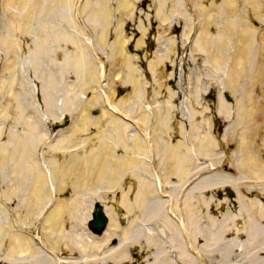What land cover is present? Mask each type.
Returning a JSON list of instances; mask_svg holds the SVG:
<instances>
[{"label": "bare ground", "instance_id": "6f19581e", "mask_svg": "<svg viewBox=\"0 0 264 264\" xmlns=\"http://www.w3.org/2000/svg\"><path fill=\"white\" fill-rule=\"evenodd\" d=\"M50 1L54 4L53 19L62 14L60 18L65 20L66 30L68 28L70 33H45L48 41L36 33L32 39L37 42L36 46L49 43L56 48L57 42L62 45L68 43L82 51L85 49L84 54L90 58L96 52L100 56L104 54L107 60L102 56L106 61L105 66L104 62L100 64L94 58L95 62L91 60L92 62L85 64V70L90 73L88 72L86 84L82 87L85 96L91 94L88 105L101 113L98 118L89 117L87 107L79 102L71 106L70 110H66L59 103V108L54 104L46 105L47 111L49 108L56 109L59 114L61 111L56 123L65 115L71 118L72 123L69 128L57 131L56 143L49 142L46 147L42 146L43 154L37 158L38 164L35 163L34 166L33 160L23 153L29 152V144L33 145V142L41 141L44 144L48 133L41 132L40 125L34 121L28 123H33L28 129L22 132L18 129V135L15 134L13 126L17 122L19 126L21 121L26 123L32 119L31 104L36 105V98L41 100L46 92L40 85L26 93L28 97L23 91L16 90L13 83L18 77L14 76V67L21 59L15 46L6 48L7 32L0 31V142L4 147L0 153L5 158L12 157L14 162L15 157L21 163L20 187H8L6 193L10 199L18 201L15 211L18 210L19 216L23 212V221L31 222L47 203L55 199L54 207L45 220L47 233L53 240L49 228L54 225L57 242L52 243L62 254L69 255L68 262L71 264H264V66L260 68L258 59L256 61L254 58L260 49L264 58V41L262 39L259 42L261 39L256 38L251 29L257 23L264 30V0H154L150 3L152 10L143 9L147 7L149 0H85V9L82 7L81 13L88 20L87 23L91 24V29L86 25L85 29L97 39L91 48L85 47V37L88 34L80 30L74 22L68 21L72 6L78 0ZM19 3L23 4L22 0H7V9L12 8L25 24L26 11L35 13L36 2L26 0L24 6ZM46 3L47 0H42L43 8ZM113 6L118 8L115 10ZM51 37H54V41ZM10 38L12 40L11 36ZM189 40L192 43L190 51L209 56L207 64L210 63L222 75L224 73L231 82L239 76L245 77L244 73L249 78L247 88L234 99L233 106L226 100L219 101L218 116L223 119L225 127L220 140L208 134L210 121L206 106L202 107V111L194 112L185 102L188 108L186 115L168 116L169 107L165 112L164 105L161 104V100L166 101L165 99L171 100L173 105L179 100L180 92L173 90L175 88L164 92L161 82L166 72H170V78L175 73L176 61L183 59L182 52H186ZM132 44L134 53L128 51ZM35 48L32 46L30 53ZM147 57L151 60H147ZM88 58L87 60L90 59ZM36 62L34 56L26 58L28 67ZM184 67L182 65L183 70ZM38 71L33 68L30 75L37 74ZM144 73L146 74L143 75ZM147 75L152 79L155 88V91L152 89V95L148 92L150 82L147 81L145 87L143 81ZM191 76L195 77L194 74ZM100 78L107 80L112 95L114 86L123 84L122 87L132 101L126 105L120 101L119 104L135 113L140 121L150 125L153 118L149 138L150 142L151 136L154 135L156 139L154 164L156 162L157 174L153 173L147 160L146 142L128 123L121 122L109 113V105L113 102L110 98L104 102L103 96H99L96 87L99 86ZM39 81L44 84L43 78ZM197 81L196 86L192 85L190 88H197L200 92L202 86ZM69 87L73 90L72 86ZM100 87L103 95L107 94L105 88ZM57 93V101H66V94H62L63 99L59 88ZM37 95L39 96L36 97ZM149 96L152 97L150 102ZM144 103H149L150 114ZM32 111L44 117L39 108ZM19 114L21 121L16 120ZM26 134L27 141H30L25 146L27 151L22 148L19 139L21 137L25 140ZM165 135H179L180 141L176 144L164 142L162 138ZM15 137H18L21 144H16L13 139ZM118 140L123 141L126 152L133 159L126 166L140 168L142 173L141 179L137 178L140 179L137 195H142L140 199L143 203H139L137 208L143 216L140 220L128 221L127 226L120 229L113 208L109 205L118 203L128 213L132 210L131 204L127 202L125 195L118 202L117 198L112 202H105V212L110 224L104 235L97 237L87 230L84 220L77 219L78 222L75 223L73 220L76 218L72 214L76 210L83 217L80 209L76 207L83 199H88V196L97 197L100 189L119 185L122 176L114 179L118 170L114 165H109L111 157L116 154L115 142ZM230 142L235 144L233 149H230ZM100 147H103L100 157L104 161L95 160L93 173L96 178H90L84 172L89 169L85 161L89 157L94 160V154ZM73 150L79 152L76 156L85 160L80 169L81 175L77 173L81 186L79 189H82L77 197L70 198L68 202L59 201V196L69 181H64V176L55 171L50 176L42 175L45 182L42 185L36 184L37 181H33L32 188L22 184L28 176L32 180L31 174L26 175L28 169L44 171L46 165L57 168L54 151L64 153ZM248 155L251 157L246 160ZM244 161L247 175L243 174L241 168ZM250 161L251 164H247ZM5 168V162L0 161V170ZM207 170H211V173L208 172L204 179L202 174ZM240 170L242 175L231 176ZM0 172V181L4 179L8 186L9 172L13 174V169ZM170 177L175 181L171 182ZM51 180L62 188L51 186ZM98 180L101 188L87 187L91 181L96 185ZM154 180L159 188L154 186ZM239 180L252 183L241 188ZM187 184L188 188L180 198ZM164 185H168L175 192L174 199L170 193L173 202L169 199L163 200L161 194H165ZM223 190H227L226 195L233 194V200L223 197ZM129 194L132 198V192ZM137 195L135 194V198ZM6 211L0 205V247L5 239L10 241L6 261L10 264H53L50 257L40 252L34 240L11 228ZM146 218L148 221L144 220ZM135 251L140 257L139 262L133 261L132 253ZM61 258L66 260L63 263L66 264L67 258Z\"/></svg>", "mask_w": 264, "mask_h": 264}, {"label": "rangeland", "instance_id": "374dc122", "mask_svg": "<svg viewBox=\"0 0 264 264\" xmlns=\"http://www.w3.org/2000/svg\"><path fill=\"white\" fill-rule=\"evenodd\" d=\"M0 1H1L0 2V5H1L0 6V31L1 32H5V31L7 32V38H6V41H7L6 45L7 46H6V48L11 49L12 45L15 46V49H16L15 51H17V55L21 59L19 64H17L16 66L14 65L15 66L14 67V76L17 75V77H18L13 83L14 87L19 92L23 91L25 93V96L28 97V95L26 93H28L30 90L32 92V89L33 90L35 89L34 84L36 83L35 82L36 80L31 81L29 79V77L38 78V76H39V79L43 78V80H44L43 81L44 85L41 86L40 88L41 89L43 88L46 92L45 96L44 97L42 96V99H41V103L44 106V108L43 107L40 108L41 106L39 105V103H37L36 105H34L33 103L31 104L32 106H31V110H30V116L33 120L31 119L28 122L23 123L21 121L22 120L21 115L20 114L17 115L18 119H16V120L17 121L20 120L21 124L19 126H17L18 122L16 124H14L13 130L16 131L15 134L18 135V133L20 132L19 130H21V132H22L24 129H28V126L33 124V123H30L28 125V123L34 121V122H36V124L40 125L39 129L41 132L45 133L47 131L48 136H50V137L52 135H54L55 131H48L49 129H47V128H50L51 126H53L54 123L59 119L60 114H62V113L60 111V114H59V112L56 109H50V108H49V111H47L46 105H48V104L49 105L54 104V106L57 107V104L59 103L60 105H63L64 108H66V110H70V108H72L71 106H73L74 104L79 102L82 106L87 107V109H88L87 112H88L89 117L98 118L99 116L98 117L94 116V112L95 111L100 112V110H98L96 108H92L88 105L91 94L89 93L90 94L89 96H85L86 93H84L82 91V87H84V85L86 84L87 77L89 76V73H90L89 71H88L89 72L88 73L85 70V64L89 61L95 62V60L93 59L94 57L90 58L88 56L90 58L89 59L84 54L85 49H83V51H82L80 48L72 47V45L71 44L69 45L68 43H64L62 45L61 43L57 42L58 47L55 48L54 46H51L49 43H47L45 46H36L35 44L37 42L30 40V37L32 36L31 38H33V36L36 33H39L40 34L39 36H41L42 38H46L45 33H47V35H53V34L59 35L60 33H70L68 28L66 30L67 25L65 23V20L62 21V18H60V16L62 14H58L57 19H53L54 15H55V12L54 11L52 12V9L54 8L53 7L54 4L50 0H47L46 6H45V8H43L42 0H35V2H36L35 11L36 12L31 13V12L26 11L27 16L25 17L26 21H24V22H26L27 24L26 23L24 24L23 21H21L20 18L17 16H16V18H10L9 17L10 14H8V12L11 13L14 11L12 10V8L7 9V5H6L7 0H0ZM153 1L154 0H152V1L150 0V3H152ZM22 2H23V4H20V3L19 4L21 6H24V2H26V0H22ZM150 3L149 4L147 3L148 4V5H146L147 7L143 8V9L152 10L150 7ZM82 7L85 9L84 4H82L80 6V17H81L82 21L86 22L88 20L81 13ZM113 8L117 9L118 7L113 6ZM72 9H73V6H72ZM114 9H112V10H114ZM40 10H43L42 13L39 12ZM168 11H169V9H168ZM14 13L16 14V12H14ZM70 15H71V13L68 15L69 16L68 21H72V15H71V17H70ZM87 25L91 29V24L87 23ZM251 29L254 32V36L258 39H261V40H258L259 42H261L262 39L264 41V33H263L264 30L260 29L257 23H254L252 25ZM44 30H46V31H44ZM10 36L12 37V40H11ZM91 36L93 38V41H95V43H96L97 39L95 38V36L93 34H91ZM174 36H177V35L175 34ZM51 39L53 40L54 37H51ZM46 40L48 41V38H46ZM189 42H190V40H189ZM0 45H1V42H0ZM26 46H28V47L26 48ZM32 46L36 47V48H35V51H34V49H32L33 51H32V53H30ZM51 47H52V49H51ZM85 47H87L86 42H85ZM131 47H134V44H132ZM190 49H191V44L189 45V49L186 52L185 51L182 52V53H184L183 59L176 61L175 73L173 75H171V78H170V76H169L170 72H166L165 73L166 76H164V79L161 82L162 83L161 87H162L164 92L167 91L169 88H172V89L175 88L173 90H175L176 92L177 91L180 92L178 102H175V105H173L171 100L169 101L168 99H165L166 101L161 100V104H162V106L164 105V111L165 112L167 111V107H169V111L167 112L168 116H171L172 114H174L175 116H177L179 114L180 115H186V112H188L187 106L189 108H192V110H194V112L202 111V107L206 106V108L208 110V112H207L208 113V120L210 121V124H211L210 125V131L208 132V134H212V135L214 134L213 137L219 138L220 134L222 133L221 129L223 130L224 128L222 127L219 131V127H217V128L215 127L218 124L214 123L212 120V118L215 117V105H212V104H214L212 102V98L210 97L209 102L208 101L204 102V100L202 99L203 103L202 102L201 103L202 104L205 103V104L202 106L199 105L197 103V99L195 97V96H197V92H198L197 88L195 89L192 87L196 86L195 83L198 80L202 84V89L200 91L203 92L205 90V85L208 88L209 84L211 83V87L213 85V88H215L214 90H212L214 93L216 92V90L218 92L220 89H222L224 92L228 93L229 100L227 99V101L230 102L229 104L232 103L231 106H233L234 99L239 96L240 92L242 93L247 88V84H248L247 81H249V78H247L246 73H244L245 77L239 76L233 82H231L224 73H223V77L219 78L220 77L219 76V70L212 69V67L209 66L207 64V62H204V61H206V59L209 56H206V54H205L204 59H203V63L201 62V63H199V65H196L197 64L196 58H195L196 55L192 51H190ZM259 49H260V47H259ZM87 50L89 51L88 48H87ZM260 50H259V54L256 53L254 58L256 61L258 59V61H259L258 65L260 68H262V66H264V58L262 57ZM128 51L131 52V48H129ZM150 52H151V50H150ZM34 53H35V55H34ZM131 53H134V52H131ZM28 54H29V56H34V60L37 61L35 64H33V66H29V67L26 64V56ZM83 55H85V58L83 57ZM101 55L106 60V57L104 56V54H101ZM3 56H6V55L3 54ZM102 56L101 57L99 56L98 58L102 59ZM95 57L97 58V56H95ZM87 58L89 60H87ZM147 60H151V58L147 57ZM106 61H104V62H106ZM204 63L207 64V69H209L208 72L210 74L212 73V74H215L219 77L214 79L210 75H207L205 68L203 66V65H205ZM182 65L185 66L184 70L182 69ZM109 67H110V65L107 67V69ZM33 68H34V70H39V71L37 74L34 73L33 75H30V71ZM191 74H194L195 77L191 76ZM212 78H213V81L209 82L208 80H210ZM255 79H257V78H255ZM143 81H144L145 87H147V81L150 82L151 86L148 88V92L150 94L153 93L155 91V88H153V82H152V79L150 78V76L144 77ZM215 83H217V85H215ZM69 86H72L73 90ZM122 86H123L122 83L119 85V87H117V85L114 86L113 93H114V97H116V99L119 103L121 101L126 105V104L130 103L132 100L128 97L129 96L128 93L126 92V90ZM190 86H192V87L190 88ZM58 88L60 89L61 96L66 94L65 95L66 101L65 100H62V102L57 101V100H59V96L57 93ZM152 89H154V91H152ZM110 92H111V90H110ZM233 92L236 93V95H234ZM214 93H212V94H214ZM57 96H58V98L56 99ZM63 99H64V96H63ZM151 100H152V97L149 96L148 101H151ZM60 101H61V98H60ZM185 102L188 103L187 106H185V104H184ZM144 104L146 105V109H148V104L147 103H144ZM179 104H181V105H179ZM36 106H38V107L36 108ZM59 107H61V106H58L57 108H59ZM198 107H200V109H198ZM38 108H39L40 113L43 114L44 117L39 115V113L36 114L37 112L32 111V109H38ZM229 108H232V107H229ZM124 109L128 110L129 113L132 112L129 109H126L125 107H124ZM40 117H42L43 119ZM47 124H50V127H48ZM45 138H47V137H45ZM53 138H56V136H53ZM13 139L16 140V144L22 143V148L25 151H27V149H25V146L28 143H30V141L29 142L27 141V134L25 135V140H24V138L19 137L21 143L17 140L18 137H17V139H16V137ZM162 140L164 142L176 144L178 141H180V138H179V135H175V136L174 135H172V136L166 135L162 138ZM115 143H116L115 144L116 154L111 157L109 165H114L118 170V175L115 176L114 179L117 177L119 179V176H122V178H121V182L117 186L116 190L113 191L112 188H104V189L112 190L113 191L112 195H115V193H119V195H121V197H119V200L124 199V195H125V198L127 197V202L129 204H131V207H132V210H130L128 213L126 211L125 212L127 214H129L130 219H133L135 221L140 220V218L143 215L141 214V212L137 208V206H139V203H141L143 200L140 199L142 195H137V194L139 191L138 187L140 186L139 181L142 177V173L140 172V168L137 169L135 166L132 168H129V166H126L127 162L129 164L132 157L128 152H126L125 145H124L123 141L118 140ZM0 144H1V142H0ZM100 144L101 143H99V145ZM231 145L233 147L231 146L230 149L235 147L234 143H231ZM42 146H43V144L41 143V141L40 142L37 141V143L33 142V145L29 144V147H30V149H28L29 152L23 153L24 155L26 154L25 155L26 157L29 156V158H31L33 160L32 163H34V166H35V163L38 164L37 158L41 157V155L43 154L42 153L43 147H45V146H43V147ZM3 150H4V147L1 144L0 145V151H3ZM90 150H92V149H90ZM101 151H103V147H100L95 152V154H94L95 159L94 160L91 159L90 157L87 161L84 160L85 163H87L86 165L89 167V169H86L84 172L88 173V171H89L88 177H90V178L96 177L95 174L93 173V169L95 168V160H101L102 159V157H100V156H102L100 154ZM55 153L56 152L54 151V155H55ZM78 153L79 152H76V151H70V152L68 151V153H60L57 160L55 159V161H57V165H56L57 168H53L52 166L46 165L47 168L44 171L28 169L26 172V175L28 176L29 174H31L32 180L28 176V178H25L23 180L22 184L23 185L25 184V186L27 188L28 187L32 188V186H33L32 184H34L33 181H37L36 184H41V183L43 184L45 182H44V176H42V175L46 174V175L50 176L51 172L55 171L56 173L64 176V177H62V179H64V181L66 180V182L67 181L76 182L75 185L71 184L69 188H63L64 190L61 193L62 195H60V197L62 196L61 197L62 202H68L70 198L77 197L78 194L82 193L81 192L82 189L78 188L81 186H80V182L78 180L77 173L80 174V169H81V166L84 163V161L80 158L81 156L80 157L76 156ZM250 157L251 156L248 155L245 157V159L247 160ZM14 159L16 162H14L12 160V157L10 158V156H9V157L5 158L4 156H2V153H0V161L5 162V166H6L5 169L0 170V171H7V169L11 168V169H13V172H14L13 174L9 172V178L7 179V181H9L10 183L8 184V186H7V183L4 179H3V181H0V187H1L2 192H4V193H6V191L10 187H13V186L20 187V183L22 181L21 178H19L20 175L22 174L21 173L22 172L21 163L18 162V160L15 157H14ZM101 161L103 162L104 160H101ZM245 161L243 162V164L241 166V168H243V169L246 165ZM168 162L170 163V161H168ZM32 163H31V166H32ZM249 164H251V161ZM187 167H189V165ZM243 169H242V171L245 172L244 170H246L247 168H245L244 170ZM82 171H83V169H82ZM0 175H2L1 172H0ZM41 176H42V178H41ZM138 177L140 178L139 180L137 179ZM173 179H174L173 177H170L169 180H171V182L175 181ZM51 181H52L50 184L51 186H53L55 188H62L61 186L58 187V185L55 184V182L53 180H51ZM99 182H100V180H98V182L96 183V186L98 187V189L100 188L99 186H101V185H99ZM181 185H183V182L180 183V186ZM45 186H47V185H45ZM91 186H92V181L90 182V185H88L87 187L90 188ZM103 187H105V186H103ZM178 190H179V188H178ZM166 191H167V193L172 192V191H170V189H166ZM130 192H132V194H133L131 196L132 198H130V196H128V194ZM134 193L137 195L136 198H135ZM223 193L225 194L223 197H226L229 200H233V198H234L233 194L232 195H226L227 193L225 191ZM64 194H65V196H63ZM95 200H96V198H94V196L93 197L88 196V199L87 198L83 199L82 202H80L76 206L80 209L79 211H81L83 217L79 216L78 211L75 210L74 214H72V216L74 215V217L76 218L75 219L76 221L73 220L75 223L78 222L77 219H81V220H84V225L86 224V220H87L89 213H90L91 204H93L92 202H94ZM115 205H118V203H115ZM15 208H16V206H15ZM70 212H71V210H70ZM22 215H23V212L20 215L21 218H22ZM115 216L117 218V220H116L117 226H118V228L121 229L122 227L120 226V224L118 222V217H117L116 213H115ZM33 219L34 218H32V220ZM144 220L148 221L147 218ZM145 221H144V224L147 225V223ZM50 229L54 233L56 232L54 225H50ZM4 242H6V239ZM4 242L3 243L1 242L2 243L1 248L4 245ZM6 244H7L8 249H9L10 241L7 240ZM66 255H67V258H69V255L68 254H66ZM132 255H133L132 256L133 261L139 262L140 257L138 256V252L135 251L132 253ZM7 256H8V254H7ZM6 258L7 257H4V259H3L4 262L1 261L0 264H8V263H6L7 262ZM0 260H2V259L0 258ZM27 263L29 264V262H27ZM17 264H19V263H17ZM69 264H71V263H69ZM139 264H140V262H139Z\"/></svg>", "mask_w": 264, "mask_h": 264}, {"label": "water", "instance_id": "95a60500", "mask_svg": "<svg viewBox=\"0 0 264 264\" xmlns=\"http://www.w3.org/2000/svg\"><path fill=\"white\" fill-rule=\"evenodd\" d=\"M65 126L67 124V121H64L63 123ZM107 226V219L103 214L102 207L101 205H97L95 207V212H94V221L91 224V230L95 232L98 235H101L103 231L106 229Z\"/></svg>", "mask_w": 264, "mask_h": 264}, {"label": "flooded vegetation", "instance_id": "af4514ba", "mask_svg": "<svg viewBox=\"0 0 264 264\" xmlns=\"http://www.w3.org/2000/svg\"><path fill=\"white\" fill-rule=\"evenodd\" d=\"M236 177H239V176L236 175ZM239 181H240V180H239Z\"/></svg>", "mask_w": 264, "mask_h": 264}]
</instances>
